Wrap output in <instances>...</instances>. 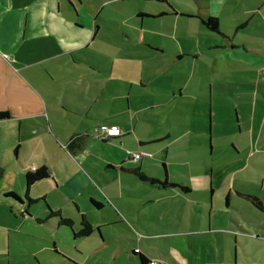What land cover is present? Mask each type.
Instances as JSON below:
<instances>
[{
    "label": "crops",
    "instance_id": "obj_1",
    "mask_svg": "<svg viewBox=\"0 0 264 264\" xmlns=\"http://www.w3.org/2000/svg\"><path fill=\"white\" fill-rule=\"evenodd\" d=\"M99 1L0 0V264H264V0Z\"/></svg>",
    "mask_w": 264,
    "mask_h": 264
},
{
    "label": "trees",
    "instance_id": "obj_2",
    "mask_svg": "<svg viewBox=\"0 0 264 264\" xmlns=\"http://www.w3.org/2000/svg\"><path fill=\"white\" fill-rule=\"evenodd\" d=\"M204 24L210 29V30H213V31H219V24H218V21L216 18L214 17H209L207 18L205 21H203ZM10 116L9 112H6V111H1L0 112V120H3V119H6ZM100 126V125H99ZM98 126V127H99ZM97 127V128H98ZM96 135V133H95ZM97 137V136H96ZM98 138V137H97ZM99 139V138H98ZM108 139V138H107ZM107 139H100L101 141H105ZM136 174L138 176H140L141 178L145 179V180H148L150 181L151 183H159V184H162V185H169V186H172V187H179L180 189L182 190H187L186 187H183V186H180V185H177V184H172V183H168L167 180H164L163 182L159 181V180H156L154 178H148L145 176V174L140 171V170H137L136 171ZM49 176V170L47 167L45 166H42V167H39L37 168L35 171L33 172H28L26 174V183H27V186L30 187L33 183L39 181V180H42V179H45ZM11 196H13L14 198L18 199L19 200V197L16 196L15 194L11 193ZM247 197L252 200L256 205L262 207V204L260 202V200L256 197V196H253V195H247ZM27 199L31 202H33L34 200L30 199L29 197H27ZM51 215L54 216V217H58L60 219V221L62 222V224H65L67 226H69L70 228H72V220L69 219V218H63L61 216V214L59 212H54V211H51ZM93 232V228L91 226V223L86 219L85 216L82 217V220H81V228L79 231L75 232L73 231V235L74 237L76 238H81V237H87V236H90V234H92ZM143 264H150V262L148 260H146L144 257L141 258Z\"/></svg>",
    "mask_w": 264,
    "mask_h": 264
},
{
    "label": "rangeland",
    "instance_id": "obj_3",
    "mask_svg": "<svg viewBox=\"0 0 264 264\" xmlns=\"http://www.w3.org/2000/svg\"><path fill=\"white\" fill-rule=\"evenodd\" d=\"M104 0L102 1H99L100 2H103ZM153 1H149V0H124L123 2H118L116 4H111V5H108L104 8V10L102 11V13H136L137 9L139 8H146L148 6H151L153 5ZM94 4H96V2H94ZM105 5V3H103ZM108 4V3H107ZM104 5H102L101 7H99V9H101ZM99 11V10H98ZM93 135H95V129H94V132H93ZM127 151H131V150H127ZM133 152V151H132ZM162 163H159V167H162L161 165ZM172 209H164V210H161V212L163 214H168L171 212ZM183 212V211H182ZM163 225H167V221L165 220L164 223H162ZM175 227L177 229H184V228H193V226L191 225H175ZM114 229V228H112ZM118 229L117 233H119V228H116Z\"/></svg>",
    "mask_w": 264,
    "mask_h": 264
},
{
    "label": "built area",
    "instance_id": "obj_4",
    "mask_svg": "<svg viewBox=\"0 0 264 264\" xmlns=\"http://www.w3.org/2000/svg\"><path fill=\"white\" fill-rule=\"evenodd\" d=\"M5 58H7V56ZM119 132H120L119 128L109 127L108 125H104V124L100 125L98 128L95 129L96 136L99 139H107L110 136L118 135ZM127 155L131 156L132 159L134 160H137L142 156L141 153H133L132 151H127Z\"/></svg>",
    "mask_w": 264,
    "mask_h": 264
}]
</instances>
